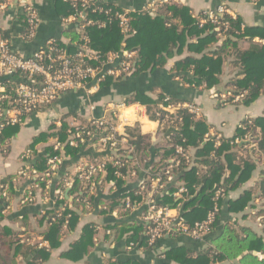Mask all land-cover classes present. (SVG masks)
I'll use <instances>...</instances> for the list:
<instances>
[{
  "label": "trees",
  "instance_id": "obj_1",
  "mask_svg": "<svg viewBox=\"0 0 264 264\" xmlns=\"http://www.w3.org/2000/svg\"><path fill=\"white\" fill-rule=\"evenodd\" d=\"M58 6L62 18L83 10L85 12V22L91 20L107 23L104 28L87 27L90 46L100 56L124 49L136 51L137 55L133 63L134 73L128 78H137L148 71L164 69L170 60L185 54L183 58H178L172 62L169 71L180 77L183 83L190 87L205 90L216 89L219 93L231 89L233 95H242L235 103L244 106L255 102L264 92V44L253 40L256 37L264 39V27L244 26L240 18H232L229 15H223L221 18L222 22L228 23L225 29H223V26L210 22L201 25L191 15L187 6L166 2L157 3L154 6L152 11L155 16L150 14L151 10L128 14L130 17V34L125 37L120 30L118 19L114 16V12L118 10L108 4H103L99 0H91L87 4L82 3L81 0H59ZM95 6L110 9V11L106 14L99 11L93 12ZM19 19L22 20L23 16H20ZM74 30L72 28L67 29L64 34L72 41L77 42L79 41V34ZM2 33L5 37L10 35L8 30H2ZM245 37L252 41L247 49H240L238 41ZM69 50L71 52L75 51V46ZM227 58H232L230 64L236 71L220 90V75L223 72V65ZM113 81L112 78H108L102 82L96 94L102 95L106 89L114 84ZM229 100L231 102V99ZM173 101L184 102L163 93H158L154 98L138 90L125 98L124 102L128 104L136 103L143 106L151 120L159 121L161 131L165 134L161 141L153 142L149 134L141 132L139 123L125 126L123 128L125 138L127 143L133 146V150L128 151L127 148H118L116 152H109L108 156L114 157L123 166L117 168L107 164V173L104 176L105 179H103L113 183L112 185L122 192L125 187V180L130 174L139 175L141 171H146L143 182L137 188L125 193H118L116 196V202L121 205L120 207L125 208L127 198L132 203H140L150 189L151 179L159 177L160 184H165L160 189L167 187L168 193L156 199L158 201L156 203L163 206L170 204L173 207L180 205L178 207L181 211L182 221L192 224L196 221H202L212 208L216 189L222 188L225 194L227 187H238L250 179L252 172L258 165V155L264 156V116L244 119L236 129V134L229 138H223L216 144L212 136L206 137L209 125L204 118L196 119V116L186 109L177 110L176 114H168V112L159 110V103L167 104ZM100 111L101 108H99V114ZM59 119V126L56 124V119L52 120L48 128L38 133L24 150L30 152L31 160V157L36 153V145L47 143L43 147V154L36 159V162L34 164L29 163V166L40 174L35 181L44 196H47L46 183L52 177V175L49 177L43 176L48 168V159L54 155H62L64 158L69 157L76 160L83 147L79 142L75 145L70 144L69 135L74 130L65 121L64 117ZM86 125V130L98 131L89 123ZM19 126L21 125L6 126L3 129L0 136L2 151L8 147L10 136L16 132ZM170 126L173 128L170 129ZM116 135L120 137L118 133ZM246 136L247 142L235 143L237 139L240 142ZM53 139L60 141L62 146L54 149V143H48ZM74 141H78V139L75 138ZM94 142L95 139L91 141V143ZM178 145L183 148L184 152L188 153L189 158H186L183 153L176 152V146ZM176 162H178L177 166H175ZM145 166L148 167L147 170H145ZM170 166V172L173 175L171 182L167 181V174L165 173ZM116 170L121 173V176L118 177L115 174ZM69 174L70 172L67 177H69ZM262 174L256 185L259 191L258 197L264 201V170ZM12 178L8 176L1 182L0 195L3 192L6 193L5 197L1 196V207L7 203L16 186L23 183L14 184ZM100 181L99 178H96L92 182H95L97 186ZM177 182H181L187 189V192L182 193L181 197L175 196L179 188ZM90 186L91 182L73 180L70 183L73 206H70L62 196L61 202L58 203L56 208L45 212L44 217L48 225L44 238L49 242L50 250L58 248L63 234L75 228L78 217L72 208L75 206L82 210L83 208L90 209L92 207L94 193H90ZM29 191L27 185L21 199ZM251 200L252 192L249 190L244 191L236 200L229 203V210L236 213L242 212ZM221 201L222 199L219 202V207ZM57 213H60L59 217H56ZM258 215L264 218V202L262 207L258 209ZM53 218L55 219L53 220ZM217 219L218 215L209 233L214 229ZM65 222H67L66 228H64ZM130 227H133V233L125 238L127 244L133 243L149 250L157 244L158 241L153 246H149L146 236L142 233L141 236L139 235V226L128 224H120L119 226V224H116L114 226L107 225L104 229L110 231L115 229L117 236L125 234ZM97 228L98 226L95 224L85 225L80 237L63 253V257L72 261L83 259L94 245L93 237ZM262 232V234H258L247 226L227 224L216 237L211 239L210 245L197 253L196 256L182 248H171L161 256L164 258L163 261L150 264H171V261L178 264H213L220 262H227L228 264H264V257L259 258L251 253L243 255L245 252L257 251L264 256V228ZM172 235L177 234L174 233L170 236ZM0 238L3 239L7 248L13 244H18L16 251L25 249L23 247H27L25 249L26 253L35 250L32 247L19 244L18 240H15L14 233L5 232ZM120 239L118 238V240ZM50 250L45 248L36 249L28 264L44 262L48 258ZM239 257L241 258L239 259ZM0 264H3L1 260ZM109 264L113 263L110 262ZM118 264L145 263L133 259Z\"/></svg>",
  "mask_w": 264,
  "mask_h": 264
},
{
  "label": "crops",
  "instance_id": "obj_2",
  "mask_svg": "<svg viewBox=\"0 0 264 264\" xmlns=\"http://www.w3.org/2000/svg\"><path fill=\"white\" fill-rule=\"evenodd\" d=\"M99 1L112 6L118 12L126 11L129 15L130 13L151 10L150 14L155 16V13L152 11L154 8L152 9L150 3L156 2L157 4L159 0ZM1 2L3 0H0ZM172 2L187 6L190 9L191 15L195 18L199 17L204 11L214 10L222 3L230 13L241 19L244 26L264 27V0L256 2H251L250 0H170L167 3ZM33 4L40 15L41 24L35 38L31 41H25L21 35L23 30L21 21L19 20V16L22 15L21 7L8 6L6 9L0 10V28L10 32L12 49L23 56H30L50 38H57L65 43L69 49H73L75 46L74 41L64 34L67 29H64L62 17L60 16L59 0H33ZM14 16L16 17L14 18ZM72 30H74L73 25ZM253 40L264 44V39L256 37ZM251 41L245 37L238 41V46L240 49H247ZM184 55L170 60L164 69L148 71L142 74L141 77L114 79V84L106 89L102 95L96 94V91L90 94H86L83 91L66 93L59 98L49 114L48 112H41L32 115L10 136L8 147L3 151L0 148V187L4 178L8 176L12 178L24 166L26 162L21 159V153L38 133L48 128L51 120L64 117L68 124L71 121L76 124H86L90 115L89 105L95 106L94 115L99 116V108L103 107L107 102L124 101L125 98L137 90L149 94L154 98L158 93H163L176 100L197 104L200 108V114L196 119H205L209 125L206 136H212L216 144L223 140V138H229L236 134V129L244 119L264 116V92L255 102L244 106L232 102L223 103L213 96V94L217 93L216 89L193 88L183 83L180 77L169 71V68L173 61L183 58ZM231 61L232 58H227V61L223 65V72L220 75V90L233 76L234 71H236L232 68ZM122 116L129 119L128 124L139 122L141 132L149 134L153 142L162 140L165 133L161 131L157 121L149 118L143 108H139L138 110L136 104H131L123 111ZM50 142L52 140L48 141V143ZM46 145L47 143L36 145V153L31 157L29 163L34 164L36 162V159L43 154V147ZM107 157L108 152L102 150L96 143L83 145L82 152L76 160H72L69 157L64 158L58 171L48 179L46 183L47 196H44L40 192L41 188L35 191L37 200L33 204L20 203L21 195L29 182L25 181L16 186L7 203L3 207L0 206V237L5 232L9 234L14 233L16 236L15 240H18V243L22 244V246L32 247L35 250L40 248L50 250L49 242L44 238L48 225L44 217L45 212L56 208L58 203L60 204L59 193L61 191L68 204L73 206L70 185L63 190L66 174L71 173L76 165L101 161ZM258 157V165L252 172L249 180L235 188L232 186L227 187V192H225L220 204L217 222L211 233L200 239L184 234L167 235L160 239L151 250L133 243L132 246H130L131 243H126L125 238L133 233V227H130L125 234L117 236L115 229L110 231L105 230L104 227L107 225L114 226L119 224L120 226V224H128L130 226H139V235L141 236V233L144 234L146 226L144 216L147 212L146 203L152 198L158 202L156 199H159L163 194H167V187L160 189L165 184L157 183L156 178L151 179L150 189L141 202L132 209H126L120 207L121 205L116 202V196L118 193H125L137 188L143 182L146 171H141L139 175L130 174L125 180V187L122 192L113 186L112 183L104 180V177H98L101 181L96 186L92 207L90 209L83 208L82 210L75 206L72 208L78 217L75 228L63 234L60 239V246L50 250L48 258L40 264H109L110 262L118 264L133 259L150 264L163 261L164 258L161 256L171 248H182L185 251L193 253V256H196L197 253L210 245L211 239L216 237L227 224L247 226L258 234H262L264 218L258 215V209L262 207L264 201L258 197L259 191L256 184L263 175L264 156L258 155ZM147 168L145 166V170ZM176 184L180 185L182 183L177 182ZM247 190L252 192V200L248 206L242 212H231L229 210V203L236 200L240 194ZM178 206L173 207L170 204L166 206L170 211V215L176 220L182 219ZM88 224L98 226L96 234L93 237L94 245L88 254L79 261H72L63 257V253L80 237L83 227ZM118 238L121 239L118 240ZM17 245L13 244L7 248L4 245L3 239L1 240L0 238V260L3 264H28L35 250L34 252L26 253L25 249L27 247H23L25 249L16 251ZM171 264L178 263L171 261ZM213 264L228 263L220 262Z\"/></svg>",
  "mask_w": 264,
  "mask_h": 264
},
{
  "label": "built area",
  "instance_id": "obj_3",
  "mask_svg": "<svg viewBox=\"0 0 264 264\" xmlns=\"http://www.w3.org/2000/svg\"><path fill=\"white\" fill-rule=\"evenodd\" d=\"M91 0H81L82 3L87 4ZM170 0H159L158 3H166ZM256 2L258 0H250ZM156 2L150 3L152 9ZM8 6H20L22 10L23 19L22 38L25 41H31L35 38L37 30L41 24V18L36 10L33 0H3L0 3V10L6 9ZM99 11L104 14L108 13L110 9H104L100 6H95L93 12ZM223 15H229L232 18L235 16L220 3L214 10H207L201 13L196 19L202 25L210 22L225 29L228 26L227 22H222ZM114 16L118 19L119 27L122 34L127 37L130 34V17L128 12H114ZM16 16H14L15 18ZM20 18V16H19ZM85 20V12L79 10L67 17L62 18L64 29L73 28L79 34V41L74 42L75 51L71 52L67 45L57 38L48 39L45 44L35 50L30 56H23L15 52L10 44V35L5 37L0 28V136L6 126L22 125L34 114L41 112H51L52 107L61 96L69 92L83 91L90 94L98 91L102 82L108 78L113 80L116 78H124L130 76L133 71V63L136 58L135 50H120L109 52L104 56H100L90 46V37L88 35V26H97L104 28L107 23L105 21ZM24 24V25H23ZM61 41V42H60ZM213 96L220 101L226 103L231 99L232 103L237 102L242 95H233L231 89H226L222 92H217ZM136 104V103H134ZM131 105L124 101H110L101 107L99 116L94 115L95 106L89 105V119L88 123L94 126L98 131L86 130V124H76L73 121L69 125L74 132L70 133V144L75 145L77 142L82 145L97 144L102 150L106 152H116L118 148H127L128 151L133 150V146L127 143L124 134V127L130 126L129 119L122 116L123 111ZM133 106V105H132ZM138 108H145L136 104ZM159 110L168 112V114H176L177 110L186 109L196 117L200 114L198 105L189 102H168L167 104L159 103ZM146 113V111H145ZM147 114V113H146ZM158 115V114H156ZM168 117V115H167ZM54 118L53 120H55ZM52 121V120H51ZM159 124V121H157ZM57 126L60 125V119H56ZM160 126V124H159ZM173 127L170 126V129ZM118 133L120 137L116 135ZM208 137V136H206ZM78 141H74V139ZM95 139L94 143L91 141ZM54 149L62 146V143L57 139H53ZM237 139L235 143H242ZM254 146V144H252ZM176 152L183 153L186 158H189L188 153L184 152L183 148L176 146ZM187 153V154H186ZM21 159L26 162L20 168L16 175L12 178L14 184L19 182H29L28 188L30 191L27 195L20 199L21 204H33L37 200L35 194L40 187L36 183V178L40 176L36 170L29 166L30 152L23 151ZM64 157L62 155H54L47 161L48 168L44 172V177H49L58 171ZM28 163V164H27ZM107 164H111L120 168L123 164L114 159V157H107L104 160L81 163L74 166L73 171L64 180L63 187H67L70 183L77 179L80 182H91L89 187L90 193H94L96 184L94 181L98 177H104L107 173ZM178 162L175 163V166ZM171 166L166 170L167 181L173 180V175L170 172ZM72 174V175H71ZM115 174L119 177L121 173L117 170ZM43 178V177H41ZM156 182H160V178H156ZM113 184V183H112ZM160 186V184H158ZM187 192L183 184L179 185L176 197H181L182 193ZM6 196L3 192L0 199ZM63 196L62 191L59 193V198ZM224 196L222 188L216 189L213 196V206L206 214L202 221H196L192 224H187L182 219L176 220L170 215V211L166 206H159L152 198L147 201V212L144 216L146 227L144 235L147 238L149 246H153L157 241L164 236L176 233L189 235L196 239L203 238L210 232L211 227L215 223L216 217L219 213V202ZM137 203H132L128 198L125 200V208H134ZM57 213L56 217H59ZM55 218H53L54 220ZM67 222L64 224L66 228ZM133 244L131 243L130 246Z\"/></svg>",
  "mask_w": 264,
  "mask_h": 264
},
{
  "label": "water",
  "instance_id": "obj_4",
  "mask_svg": "<svg viewBox=\"0 0 264 264\" xmlns=\"http://www.w3.org/2000/svg\"><path fill=\"white\" fill-rule=\"evenodd\" d=\"M133 73H134V71H133ZM132 73V74H133ZM132 74L130 75V76H132ZM248 253H251V254H253V255H256V256H258L259 258H263L264 256H262L260 253H257V252H255V251H251V252H245L243 255H246V254H248ZM242 257V256H241ZM241 257H239V259L241 258Z\"/></svg>",
  "mask_w": 264,
  "mask_h": 264
},
{
  "label": "rangeland",
  "instance_id": "obj_5",
  "mask_svg": "<svg viewBox=\"0 0 264 264\" xmlns=\"http://www.w3.org/2000/svg\"><path fill=\"white\" fill-rule=\"evenodd\" d=\"M223 103H224V102H223ZM246 138H247V136L243 139V142H244V143L248 141V139H246Z\"/></svg>",
  "mask_w": 264,
  "mask_h": 264
}]
</instances>
